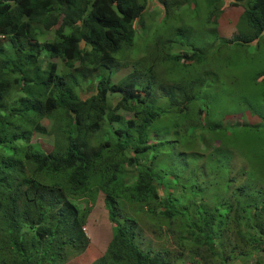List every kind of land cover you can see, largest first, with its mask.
<instances>
[{"label": "trees", "instance_id": "1", "mask_svg": "<svg viewBox=\"0 0 264 264\" xmlns=\"http://www.w3.org/2000/svg\"><path fill=\"white\" fill-rule=\"evenodd\" d=\"M148 1L0 0V264H74L88 239L73 201L91 191L103 196L111 237L90 264H264V71L230 103L231 115L257 121L223 125L225 93L205 86L215 70H200L222 0H151L164 16L142 38L148 59L133 57L114 80L138 50L134 25L154 14L144 17ZM189 3L194 17L204 11L203 33L182 24L161 35ZM228 4L251 35L219 46L260 42L264 0ZM200 133L198 177L171 182L167 143L196 144ZM142 228L171 235L175 248L143 249Z\"/></svg>", "mask_w": 264, "mask_h": 264}, {"label": "rangeland", "instance_id": "2", "mask_svg": "<svg viewBox=\"0 0 264 264\" xmlns=\"http://www.w3.org/2000/svg\"><path fill=\"white\" fill-rule=\"evenodd\" d=\"M187 4L188 9L182 12V21L179 24L177 21L171 20L167 24V28L170 26L175 27L169 32H162L161 35H168L169 38H173L172 34L175 32L176 28L180 27L182 24L186 26H191L189 30V35L193 34L195 31L199 34L203 33V29L200 27L201 20L204 18V11L202 16V9L199 11L197 17L191 15V7L193 5ZM154 12L148 18H142L140 27L136 26L135 29V49L132 54L126 55V63H121L119 70L114 77L117 80L124 76L130 70V65L134 60H141L143 62L144 53L146 50L144 46L141 45L145 41V36H149L153 29L157 27V23L162 20L164 14L161 7L155 5L151 0L147 2V9L144 17L149 16L150 13ZM202 17V19H201ZM214 31L216 34L215 40L210 44L203 42L204 49L201 52L208 60V67H202L200 70H215L213 74H208L206 77V87H218V89L225 94H222L221 98L217 101V112L215 115L220 114V120L223 124H231L237 122L240 123L248 122L254 123L257 118L250 116L247 112L243 114V117L239 114H230L232 107L230 103L234 101L235 95L246 96V89L250 86L252 89H256L253 84L252 73L263 72L264 71V34L261 36L260 42L255 43V41L250 42L247 46H236L222 45L219 46L220 40L229 42L233 38H245L251 35V30L245 24L244 18L241 14V9L239 7H234L228 4V0H222L220 6V13L215 22ZM181 38V36H177ZM179 48L170 47L171 53H180L182 50ZM218 45V46H217ZM135 51L137 53L135 54ZM214 52L215 58L211 59L210 56ZM215 59V60H214ZM57 67L61 66L58 60H53ZM262 75V73H261ZM259 75L256 76V79ZM251 77V78H250ZM161 83H166L158 79ZM158 90V88H156ZM240 92H239V91ZM264 92V88L260 90V93ZM83 92H80L82 95ZM258 91L253 94V97L258 96ZM84 94V93H83ZM214 115V116H215ZM175 119V116L172 117ZM214 121V119H213ZM231 130H226L225 133H230ZM203 134L200 133L194 136V141L196 144L179 143L178 147H171V144L167 143L165 150L167 155L164 157L163 166L167 167V174L170 176L171 182L174 181V175L180 174L183 178L196 179L197 174L194 173L195 157L197 153L201 150L203 144L200 143V139ZM230 138V136H228ZM32 142H38L41 146L45 148H50L51 143L48 138L33 134L31 138ZM194 148V149H193ZM190 149V150H189ZM214 151V150H213ZM87 197L79 198L73 202L77 205L80 210H85V223L83 224V233L88 239V245L85 251L75 260L74 264H90L96 258L100 257L106 248L111 237V224L107 217V211L103 206V196L100 192L91 191L87 194ZM139 240L138 244L145 247L149 245V250L153 251L154 248L161 247L173 250L175 248L174 240L171 235L166 234L156 238L154 234L150 233V229L142 228L141 231L136 233ZM178 261L176 264H179Z\"/></svg>", "mask_w": 264, "mask_h": 264}, {"label": "clouds", "instance_id": "3", "mask_svg": "<svg viewBox=\"0 0 264 264\" xmlns=\"http://www.w3.org/2000/svg\"><path fill=\"white\" fill-rule=\"evenodd\" d=\"M234 7H237V6H234ZM246 24V23H245ZM250 29V28H249ZM251 30V29H250Z\"/></svg>", "mask_w": 264, "mask_h": 264}]
</instances>
